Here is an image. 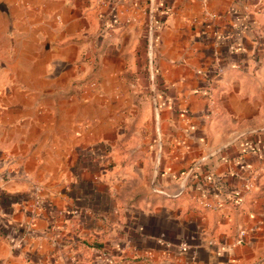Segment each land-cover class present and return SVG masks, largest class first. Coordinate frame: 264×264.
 Instances as JSON below:
<instances>
[{"label": "crops", "instance_id": "0c3cea01", "mask_svg": "<svg viewBox=\"0 0 264 264\" xmlns=\"http://www.w3.org/2000/svg\"><path fill=\"white\" fill-rule=\"evenodd\" d=\"M94 1L0 0V264H100L72 250L115 245L86 204L101 179L87 169L116 141L118 89L133 83L156 105L160 191L189 185L209 208L131 212L127 254L246 260L231 233L264 214V0H104L120 22Z\"/></svg>", "mask_w": 264, "mask_h": 264}, {"label": "rangeland", "instance_id": "374dc122", "mask_svg": "<svg viewBox=\"0 0 264 264\" xmlns=\"http://www.w3.org/2000/svg\"><path fill=\"white\" fill-rule=\"evenodd\" d=\"M102 7L106 10L103 11ZM91 11L96 16L101 15L102 18H113L114 21L120 22L117 14L109 8V3L104 0H95ZM88 60L90 57L87 56L85 64L89 67ZM88 69L90 70V67ZM91 80L89 77L84 82L89 85ZM133 85L118 89L119 101L115 129L118 135L116 141L112 140L111 145L107 142L103 144L100 153V166L97 167V164H93L92 154V160L87 156V161H92V165H89L87 170L91 173L95 171L101 179L98 180L95 188L99 192L96 200L90 199L86 204L101 211L99 214L101 224L106 229L104 231L106 232L104 233L105 238L101 240L113 241L115 245L113 247L101 246L98 249L97 247L88 248L76 245L72 250L75 254L74 258L78 254L83 255L88 251L91 258L99 259L100 264H110L108 260H104L105 257L110 256H115L118 260L121 259V263L128 259L129 263L140 264L142 259L127 254L125 249L126 236H130L129 233H125V228L132 223L131 212L138 214L139 211L147 208H158L157 210H159L164 206L170 209L169 211H175L177 205H181L184 211H188V214L190 209L196 207L200 210L209 208V204L203 200H191L189 185H183L184 187L181 185L180 191L184 189L187 193L180 198H177L180 192L176 193L173 189L169 191L170 193L164 189V191H160L155 178L159 159V152L156 148L158 139L156 105L151 101L148 102L145 98V94L148 92L145 91L144 85L141 83L139 85L133 83ZM106 136L108 139L109 134ZM246 188L248 187L246 186ZM261 190L263 193V188ZM158 195L166 196L167 199H160ZM114 207L118 210L115 215L112 211ZM236 219L234 220L236 221ZM237 223L234 232L231 233V249L238 253L240 259L246 260L235 261L233 264H260L259 262L264 260V214L258 216L255 225L243 224L241 220ZM166 233V237H170L173 231L167 230ZM96 249L99 252H96ZM79 258H82L81 255ZM92 260H89L88 264H94Z\"/></svg>", "mask_w": 264, "mask_h": 264}, {"label": "built area", "instance_id": "2783aa9c", "mask_svg": "<svg viewBox=\"0 0 264 264\" xmlns=\"http://www.w3.org/2000/svg\"><path fill=\"white\" fill-rule=\"evenodd\" d=\"M26 229H27V231H29V232H32V231H33L32 220L29 221V223L26 225ZM15 236L18 238L17 230H16V232H15Z\"/></svg>", "mask_w": 264, "mask_h": 264}, {"label": "water", "instance_id": "95a60500", "mask_svg": "<svg viewBox=\"0 0 264 264\" xmlns=\"http://www.w3.org/2000/svg\"><path fill=\"white\" fill-rule=\"evenodd\" d=\"M0 9H1V10L3 9V6H2V5H0ZM23 228H24V225H23V224H21V225L17 228V234H18L19 237L22 235Z\"/></svg>", "mask_w": 264, "mask_h": 264}, {"label": "trees", "instance_id": "16d2710c", "mask_svg": "<svg viewBox=\"0 0 264 264\" xmlns=\"http://www.w3.org/2000/svg\"><path fill=\"white\" fill-rule=\"evenodd\" d=\"M78 246V245H77Z\"/></svg>", "mask_w": 264, "mask_h": 264}]
</instances>
